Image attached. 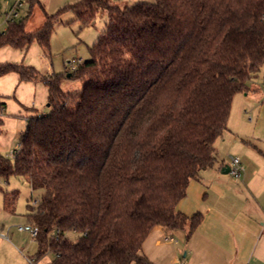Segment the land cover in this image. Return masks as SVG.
I'll use <instances>...</instances> for the list:
<instances>
[{"label":"trees","instance_id":"16d2710c","mask_svg":"<svg viewBox=\"0 0 264 264\" xmlns=\"http://www.w3.org/2000/svg\"><path fill=\"white\" fill-rule=\"evenodd\" d=\"M29 2L27 16L0 33V49L37 42L49 51L66 11L83 27L107 17L90 59L67 71L83 83L73 95L63 92L61 75L0 64V77L16 73L49 88V112L28 121L14 159L0 151V178L21 177L43 191L28 205V224L39 229L34 258L53 252L49 264H155L143 254L154 228L192 233L202 222L177 205L200 172L216 165L234 98L248 93L264 66V0H155L130 8L79 0L27 32ZM3 193L13 211L18 191ZM69 232L80 236L72 241Z\"/></svg>","mask_w":264,"mask_h":264},{"label":"crops","instance_id":"0c3cea01","mask_svg":"<svg viewBox=\"0 0 264 264\" xmlns=\"http://www.w3.org/2000/svg\"><path fill=\"white\" fill-rule=\"evenodd\" d=\"M10 4H13V0ZM104 24H107V19ZM26 31L34 32L28 27ZM29 48L30 46L14 49L6 46L1 48L0 52L19 50L25 57ZM2 63H20V60L18 58L9 61L4 58L0 60V64ZM48 96L49 88L43 81L21 82L16 73L0 77V117L3 119L1 127L7 121H10V126L13 127L10 136L6 137V142L0 134L1 153L8 151L5 147L13 148L15 137L19 135L20 139L30 119L41 115V109L48 104ZM262 99L263 95L258 96L257 102ZM254 112L257 114L256 123L249 127L248 134L245 116L242 114L243 117L240 116L237 123H232L230 115L228 129L215 144L218 157L216 165L200 172L198 179L190 183L186 197L177 205V211L187 216L200 213L202 222L199 227L189 233V227L178 231L159 226L154 228L146 239L143 254L155 264L162 263L166 259L165 256L175 264H182L181 255L175 247L180 244L181 238L185 241L186 252L183 258H186L187 264H264V165L261 156L247 149H258L252 144L253 140L258 143L264 141L263 100ZM18 119L24 124L21 130L14 128ZM249 122L253 120L250 121L249 118ZM224 147L235 153L241 162L240 181L227 177L228 174L232 176L231 171L223 172L226 171V166L231 167V159H228L226 164L223 158ZM258 153L262 155L264 151ZM13 190L16 189L10 191ZM0 206L6 212L16 211L6 209L4 193L0 195ZM28 213L29 209L27 217ZM10 234V230L7 232L0 229V264H36L34 257L26 258L18 253V246Z\"/></svg>","mask_w":264,"mask_h":264},{"label":"rangeland","instance_id":"374dc122","mask_svg":"<svg viewBox=\"0 0 264 264\" xmlns=\"http://www.w3.org/2000/svg\"><path fill=\"white\" fill-rule=\"evenodd\" d=\"M79 0H34V6L32 8V13L26 23V27H28L31 31H34L43 26L44 20L46 19V15H52L58 12L60 9L64 7L74 4ZM113 4H117L122 8H130L137 2H149L154 3L155 0H109ZM12 0H0V33L5 31L8 27V24L5 20V13L11 6ZM30 2L23 5L20 10L19 16L16 21H20L25 18L30 10ZM107 19L106 15L98 16L95 20L94 24H90L88 26H82V24L75 20V16L71 11H66L62 14L60 20L55 26V30L50 39V48L49 51H44V49L37 43L34 42L28 51V54L24 57V55L19 50H10L9 52L4 51L0 52V60H20V63H23L28 66L35 67L41 74L45 75H61L63 77L61 82V88L63 92L67 95H73L82 89L83 83L78 78L68 77V73L65 68V60L70 58H81L83 63L90 59V50L93 47L95 41L98 36L104 32L107 27L104 24ZM19 63V64H20ZM70 73V72H69ZM50 75V76H51ZM247 93H239L235 96L231 116L232 123L236 122L239 117L243 114L245 116L246 124V134H248L249 127L253 126L256 123V113L254 109L260 105V102H257L258 96H264V66L261 68L258 76L255 77L249 83V91ZM6 102V101H5ZM259 103V104H258ZM49 112V108L43 107L41 109V115H46ZM246 112V113H245ZM241 116V117H243ZM13 118H17L12 116ZM252 118L253 122H249V118ZM237 123V122H236ZM10 121L5 122V127H1L0 134L4 137L6 142V137L10 136L9 134L13 130V127L10 126ZM24 124L21 119L16 121V126H14L15 130H21ZM13 141V148L5 147L8 151L2 153L9 159H14L15 157V149H18V140L19 135L15 137ZM240 139V138H239ZM7 144V143H5ZM252 144L257 146L258 149L249 147L248 150L255 152L256 155L261 156V162L264 165V154H259V151H264V141L258 143L254 140ZM8 145V144H7ZM6 146V145H5ZM12 146V145H11ZM227 147H224V155L223 158L226 160V164H228L229 157H236L235 153L227 151ZM260 159V158H259ZM242 168V167H241ZM233 181H240L241 176L236 178L227 175ZM0 195L7 191L16 189L18 190V200L15 205V212H6L0 206V229L6 230L7 232L11 231V238L16 242L18 246V253L26 258L36 256L38 251L37 241L32 235L25 231H20L18 229L19 225L28 224L27 210L28 205H35L36 202L41 200L43 195L42 190H32L29 188L28 183L21 177L11 176L8 179L0 178ZM35 202V203H34ZM66 236L75 241L79 238V234L74 232H69ZM180 244H176V250L180 253V261L186 262V258H183L185 249V241L183 238L180 240ZM15 255V254H13ZM55 258V254L53 252H48L41 259L36 260V264H49ZM162 263L160 264H175L171 261L170 258L164 257Z\"/></svg>","mask_w":264,"mask_h":264},{"label":"built area","instance_id":"2783aa9c","mask_svg":"<svg viewBox=\"0 0 264 264\" xmlns=\"http://www.w3.org/2000/svg\"><path fill=\"white\" fill-rule=\"evenodd\" d=\"M30 0H13V4L9 8L8 12L5 14V19L8 22L14 21L19 16L20 10L22 9L23 5L28 3ZM83 64V60L81 58H68L65 60V68L66 71L70 73L77 72L80 65ZM252 118L250 117V121ZM231 159V174L232 176L238 178L241 176V162L236 157H230ZM18 229L20 231L28 232L32 235V237L36 238L39 234V229L36 226L26 224V225H19ZM182 264H187L183 262Z\"/></svg>","mask_w":264,"mask_h":264},{"label":"water","instance_id":"95a60500","mask_svg":"<svg viewBox=\"0 0 264 264\" xmlns=\"http://www.w3.org/2000/svg\"><path fill=\"white\" fill-rule=\"evenodd\" d=\"M67 76L70 77L71 74H68ZM47 107H49V104H47ZM230 171H231V167L226 166V171H223V172H224V173H230Z\"/></svg>","mask_w":264,"mask_h":264}]
</instances>
